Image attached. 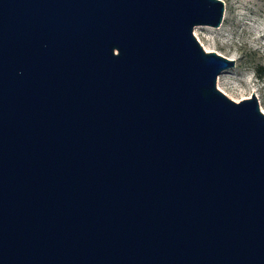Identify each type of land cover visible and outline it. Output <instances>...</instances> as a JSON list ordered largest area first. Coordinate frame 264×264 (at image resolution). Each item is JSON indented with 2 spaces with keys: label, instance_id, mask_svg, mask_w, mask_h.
<instances>
[{
  "label": "water",
  "instance_id": "95a60500",
  "mask_svg": "<svg viewBox=\"0 0 264 264\" xmlns=\"http://www.w3.org/2000/svg\"><path fill=\"white\" fill-rule=\"evenodd\" d=\"M222 0H0V264H264V112L193 33Z\"/></svg>",
  "mask_w": 264,
  "mask_h": 264
},
{
  "label": "rangeland",
  "instance_id": "374dc122",
  "mask_svg": "<svg viewBox=\"0 0 264 264\" xmlns=\"http://www.w3.org/2000/svg\"><path fill=\"white\" fill-rule=\"evenodd\" d=\"M222 1L226 11L222 26H213L211 39L203 33L202 43L197 40L205 50L234 61L225 68L219 86L216 79V86L234 100L250 97L253 92L264 112V0Z\"/></svg>",
  "mask_w": 264,
  "mask_h": 264
},
{
  "label": "bare ground",
  "instance_id": "6f19581e",
  "mask_svg": "<svg viewBox=\"0 0 264 264\" xmlns=\"http://www.w3.org/2000/svg\"><path fill=\"white\" fill-rule=\"evenodd\" d=\"M226 18V11H224L223 13V16H222V19H225ZM224 21V20H223ZM223 22L221 24H219L220 26H214L216 28H220L222 26ZM213 26L211 25H207V24H197L193 27V33L195 35V37L201 42V37H202V34L205 33V34H208V38H212L210 33H212V30L214 28ZM199 28H203L202 31H200ZM202 43V42H201ZM206 49V47H204ZM226 72V69L223 70L222 72H220V74H218V77H217V83H218V86L220 84V78L222 76V74ZM226 95H229L228 93L224 92ZM243 98H245V96H242Z\"/></svg>",
  "mask_w": 264,
  "mask_h": 264
}]
</instances>
